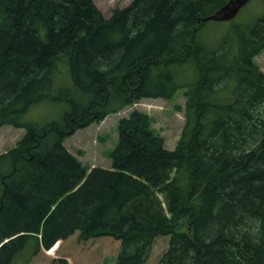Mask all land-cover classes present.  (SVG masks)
<instances>
[{
    "label": "trees",
    "instance_id": "16d2710c",
    "mask_svg": "<svg viewBox=\"0 0 264 264\" xmlns=\"http://www.w3.org/2000/svg\"><path fill=\"white\" fill-rule=\"evenodd\" d=\"M226 1L131 0L104 18L93 0H0V126L24 129L0 152V264L42 249L88 260L105 239L114 264H150L156 244L162 264H264V9L212 45L198 19ZM62 65L76 93L52 89ZM180 88L173 149L137 109L118 120L108 168L63 144ZM41 98L70 105L61 121L27 120Z\"/></svg>",
    "mask_w": 264,
    "mask_h": 264
},
{
    "label": "rangeland",
    "instance_id": "374dc122",
    "mask_svg": "<svg viewBox=\"0 0 264 264\" xmlns=\"http://www.w3.org/2000/svg\"><path fill=\"white\" fill-rule=\"evenodd\" d=\"M131 0H93V3L101 11L104 18H108L114 8H121L128 5ZM264 9L262 0L248 1L233 18V21L248 22L253 20ZM232 21V20H231ZM229 26L227 21H208L204 22L202 28L206 42L214 45V40L223 33ZM255 60L262 72H264V48L255 57ZM63 72L54 75L53 88L59 87L68 89L71 93H76L77 88L73 85L71 76L66 71V67L62 65ZM79 98L84 96L79 93ZM70 105L65 101L50 100L41 98L35 104L31 105L25 113L27 120H35L45 124L51 121H61L63 112ZM184 96L183 89H178L169 99L163 98H144L130 106L122 108L117 113L107 115L101 121H93L84 127L76 129L73 133L66 135L63 139L65 147L73 153L78 160L87 166H103L110 167L111 158L110 151L114 147L118 139L117 123L119 118L126 117L133 109L146 112L149 119V125L163 138V145L168 149H173L179 137L181 127L184 121L183 115ZM24 132L23 128L13 127L10 125L0 126V152L5 151L15 144L18 138ZM2 185L0 183V192ZM103 242V243H102ZM94 242V248L100 247L94 257L88 260H78L70 256L68 253L59 251L45 250L41 252L29 264H47V260L63 257L66 264H102L103 260H108V264H114V256L116 255L117 243L113 240ZM160 248L156 244L151 258L150 264H162L163 254L157 251ZM162 254V255H161ZM105 258V259H104ZM30 261V260H29ZM22 262L17 259L15 264ZM21 264V263H20Z\"/></svg>",
    "mask_w": 264,
    "mask_h": 264
},
{
    "label": "water",
    "instance_id": "95a60500",
    "mask_svg": "<svg viewBox=\"0 0 264 264\" xmlns=\"http://www.w3.org/2000/svg\"><path fill=\"white\" fill-rule=\"evenodd\" d=\"M249 0H227L223 5L217 8L214 12L207 16L201 17L198 21H228L232 20L238 11L248 2Z\"/></svg>",
    "mask_w": 264,
    "mask_h": 264
},
{
    "label": "bare ground",
    "instance_id": "6f19581e",
    "mask_svg": "<svg viewBox=\"0 0 264 264\" xmlns=\"http://www.w3.org/2000/svg\"><path fill=\"white\" fill-rule=\"evenodd\" d=\"M5 241V240H4ZM1 244V243H0Z\"/></svg>",
    "mask_w": 264,
    "mask_h": 264
}]
</instances>
